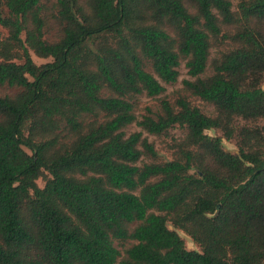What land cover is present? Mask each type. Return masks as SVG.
<instances>
[{
    "label": "trees",
    "instance_id": "1",
    "mask_svg": "<svg viewBox=\"0 0 264 264\" xmlns=\"http://www.w3.org/2000/svg\"><path fill=\"white\" fill-rule=\"evenodd\" d=\"M0 24V264H264V0H0ZM176 126L160 159L145 133Z\"/></svg>",
    "mask_w": 264,
    "mask_h": 264
},
{
    "label": "rangeland",
    "instance_id": "2",
    "mask_svg": "<svg viewBox=\"0 0 264 264\" xmlns=\"http://www.w3.org/2000/svg\"><path fill=\"white\" fill-rule=\"evenodd\" d=\"M57 0H47V2L50 3V5L52 3H55ZM232 2L234 3V5L237 4L238 0H232ZM55 32V29H53V33ZM0 34L1 36H6L8 34V31L6 28H4L1 24H0ZM217 53V48L214 47L212 50V56H215ZM33 59L37 64H42L47 62L49 59H44V58H40L38 57L36 54L33 53ZM180 77L179 80L174 83V84H169L166 85V92L163 94L164 96H166L167 98H173L177 93H179L180 91L183 90V80L184 79H192V77L188 74L187 68L185 67V62L182 61V64L180 66ZM264 86V85H263ZM18 91V88H12V87H8V86H4V87H0V95L4 96V95H14L16 94V92ZM191 101L199 106L205 113L209 114V115H215V110H214V106L202 101L198 98L195 97H190ZM158 104V100L156 98H150L147 96H143L141 99V107L147 106V105H154L156 106ZM139 113H142V110H139ZM140 128L137 125H133L131 127L128 128V131H134V130H139ZM184 132L185 130L182 129L179 126H176L174 128H172L170 130V134L168 136H163V137H157L155 135H151L148 133H145L146 136H148L149 140L154 142L158 152L160 153L159 157L160 159H170L171 158V149H170V145L172 143V139L174 138H180L184 136ZM208 133L210 134H216L218 133L217 131H213V130H209ZM219 134V133H218ZM224 146L227 150L232 151V152H237L238 148L235 144V141L233 140H223ZM147 161L149 159H146ZM38 184L40 186H44L45 182L42 178H40L38 180ZM170 227L172 228L173 226L170 225ZM179 233L182 235V237L185 239L187 247L190 249H199V246L193 241L192 237L189 236L187 233H185L182 230H178ZM116 244L121 247L118 242H116Z\"/></svg>",
    "mask_w": 264,
    "mask_h": 264
}]
</instances>
